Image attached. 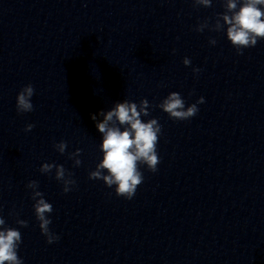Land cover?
I'll use <instances>...</instances> for the list:
<instances>
[{
    "label": "clouds",
    "instance_id": "clouds-1",
    "mask_svg": "<svg viewBox=\"0 0 264 264\" xmlns=\"http://www.w3.org/2000/svg\"><path fill=\"white\" fill-rule=\"evenodd\" d=\"M194 6L211 7L212 0H193ZM224 11L217 14L215 23L210 27L211 31H224L227 39L237 50V54H243V49L255 47L258 40L264 39V0H223ZM209 28L205 20L196 27L197 32H203ZM210 44L215 45L216 40L210 39ZM183 64L189 66L191 60L184 58ZM194 73H199V68H193ZM34 95V87L26 85L18 93L16 109L18 113H27L34 110L31 98ZM200 97L196 103L185 107V101L178 92H171L159 105L162 111L173 120H188L199 111L197 105L204 103ZM149 101L142 99L139 104L124 100L117 102L110 109L92 115L96 121V128L102 135L100 150L103 158L97 163L94 171L89 173V179L102 180L104 184L112 188L115 186V194L119 197L131 200L139 185L143 183L144 176L139 166L145 165L151 172L158 170L160 157L157 152V144L161 134V125L156 118L147 120L142 117L149 115ZM34 124H27L25 132H30ZM54 148L61 154L66 151L67 143L60 141L54 144ZM81 149L69 154L74 160V166H79ZM55 169V179L62 182L63 192L72 190L76 181L72 179V173L67 172L63 165L44 163L41 165V173H51ZM32 190L34 214L39 222L41 233L47 238L49 244L59 239L52 233L49 225L52 223L49 214L52 213V205L46 201L44 194L38 190L37 181H29L26 185ZM17 224L27 227L28 222L17 219ZM22 242L21 233L16 228L7 227L5 219L0 216V264H23L18 255V248Z\"/></svg>",
    "mask_w": 264,
    "mask_h": 264
}]
</instances>
